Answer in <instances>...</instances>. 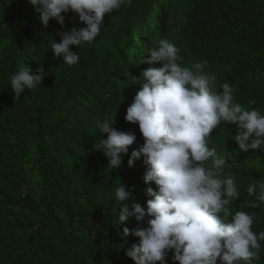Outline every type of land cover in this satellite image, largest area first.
Returning a JSON list of instances; mask_svg holds the SVG:
<instances>
[{
  "label": "trees",
  "instance_id": "obj_1",
  "mask_svg": "<svg viewBox=\"0 0 264 264\" xmlns=\"http://www.w3.org/2000/svg\"><path fill=\"white\" fill-rule=\"evenodd\" d=\"M62 15L64 25L52 19L45 27L29 0H0V264H135L126 255L139 244L131 230L147 227V218L130 217L117 228L113 194L122 182L131 193L129 205L146 210L153 198L148 189H158L143 181V157L128 165L144 143L138 124L125 119L135 85H142L144 58L128 65L117 42L131 18L143 17L180 49L182 65L206 64L216 90L229 83L233 102L264 113V0H132L130 7L105 14L94 42L71 48L80 57L72 66L54 56L48 42L59 43L58 33L86 25L74 12ZM23 66L32 73L42 66L47 76L16 101L11 78ZM104 119L136 136L117 170L94 147ZM236 127L222 123L209 147L228 154L231 167L225 170L236 181L239 199L226 206L229 219L237 211L253 212L252 230L259 233L264 202L248 209L254 197L247 187L264 181V151H239L232 140ZM259 243L260 258L252 264H264V241ZM174 254L168 252L166 264H179Z\"/></svg>",
  "mask_w": 264,
  "mask_h": 264
},
{
  "label": "clouds",
  "instance_id": "obj_2",
  "mask_svg": "<svg viewBox=\"0 0 264 264\" xmlns=\"http://www.w3.org/2000/svg\"><path fill=\"white\" fill-rule=\"evenodd\" d=\"M29 2L45 27L52 19L64 25L62 13L69 11L78 14L86 25L58 33L59 43L54 39L48 42L54 56L62 57L63 64L69 66L80 59L71 48L94 42L105 27L106 13L132 5V0ZM126 26L117 44H122L123 56L128 55V65L138 57L144 58L139 81L142 85H135L134 100L125 116L126 121L138 124L144 143L132 151L128 165L133 167L143 157V181L154 183L158 189H148L153 198L147 201L145 210L138 203L129 205L131 193L125 184L121 182L115 188L117 228L130 217L138 222L147 218V227L131 230L139 244L127 249L126 255L135 264H166L168 252L174 250L173 260L179 264H217V258L221 264H252L260 258L259 241H264V231L252 230L253 212L237 211L229 219L226 206L239 199L236 181L234 174L225 170L231 167L228 154L220 155L209 146L211 133L223 123L237 126L232 140L239 151H264V113L233 102L234 89L229 83L220 85L222 92L216 90V76L204 71L206 64L182 65L180 49L163 38L159 27L139 24L132 18ZM46 76L42 66L35 73L21 67L11 78L15 100H20L26 90L41 86ZM113 124V119L103 120L99 126L101 139L94 147L108 160V168L117 170L122 164L121 154L128 152L136 136L117 131ZM247 194L254 197L248 200V209L264 202V181L250 184ZM129 231L123 229L125 238Z\"/></svg>",
  "mask_w": 264,
  "mask_h": 264
},
{
  "label": "rangeland",
  "instance_id": "obj_3",
  "mask_svg": "<svg viewBox=\"0 0 264 264\" xmlns=\"http://www.w3.org/2000/svg\"><path fill=\"white\" fill-rule=\"evenodd\" d=\"M139 24H144L145 23V18L141 17L138 19Z\"/></svg>",
  "mask_w": 264,
  "mask_h": 264
}]
</instances>
